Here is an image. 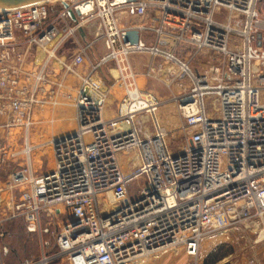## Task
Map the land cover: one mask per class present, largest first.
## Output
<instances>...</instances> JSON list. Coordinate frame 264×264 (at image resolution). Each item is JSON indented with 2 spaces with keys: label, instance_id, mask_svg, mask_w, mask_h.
I'll return each mask as SVG.
<instances>
[{
  "label": "built area",
  "instance_id": "1",
  "mask_svg": "<svg viewBox=\"0 0 264 264\" xmlns=\"http://www.w3.org/2000/svg\"><path fill=\"white\" fill-rule=\"evenodd\" d=\"M258 2L40 0L0 9V169L13 165L0 182V264L9 254L2 227L13 220L40 235L59 227L54 254L20 264L59 257L67 264H144L179 251L202 264L204 239H227L240 227L264 236V11ZM223 11L226 20H216ZM121 15L149 20L124 26ZM128 29L138 30L136 44L124 40ZM99 39L104 52L93 63ZM201 50L222 62L210 72L193 71L189 63ZM134 53L170 64L180 89L171 100L184 133L175 152L159 116L162 99L137 85L128 61ZM108 62L114 67L104 86L97 71ZM152 70L150 63L146 75ZM115 84L122 93L106 118ZM68 104L75 128L50 140L53 165L37 171L29 142L36 117ZM142 117L149 123L143 129L136 124ZM131 153L133 168L126 172L120 154ZM138 179L131 198L129 186Z\"/></svg>",
  "mask_w": 264,
  "mask_h": 264
},
{
  "label": "rangeland",
  "instance_id": "2",
  "mask_svg": "<svg viewBox=\"0 0 264 264\" xmlns=\"http://www.w3.org/2000/svg\"><path fill=\"white\" fill-rule=\"evenodd\" d=\"M257 8L264 11V0H259ZM228 13L223 11L218 13L214 18L216 20H223L227 18ZM149 17L138 18L131 16H120L119 21L124 26H134L140 22H147ZM234 24L231 22V25ZM238 25V23H237ZM145 41L152 40V35L149 33H142ZM231 36H235L231 33ZM104 47L101 39L93 44L92 62L98 61ZM177 55L184 57L185 52L177 50ZM129 64L136 72L137 85L144 91H151L156 96L162 99L163 104L159 109V116L163 126L168 131L167 142L169 148L175 152L183 143L184 133L180 128L183 123L181 116L178 113L177 104L171 100L172 95L179 92V87L176 82L172 80V73L169 70L170 64L164 63L160 59H152L148 53H134L128 57ZM222 62V58L215 53L207 50H201L195 53L190 61V68L197 72H210L212 66L218 65ZM152 64L153 70L151 75H146L149 64ZM114 67L112 62L101 65L97 71V76L102 78L104 86L111 84V77L108 74V69ZM105 107V111L113 115L115 111L116 100L121 96L122 89L115 84L111 89ZM262 99L264 101V90L262 91ZM209 108V107H208ZM72 113V115H71ZM43 117H36V122L31 128L29 142L34 145L30 157L33 168L37 171L48 170L52 167V148L50 140L63 135L62 127L73 130L75 123L73 121L74 110L68 104L57 107L55 110H45L41 114ZM42 118V119H41ZM53 123H48L49 119H53ZM48 121V122H47ZM136 124L144 128L149 126L145 117L137 118ZM1 136V134H0ZM14 140V138H12ZM22 139L18 141V145H22ZM20 156V155H19ZM128 156H130L128 160ZM120 161L124 171H130L133 166L132 153L129 155L120 154ZM12 164H6L0 169V182L4 181L11 171ZM141 184V179L134 180L130 186V197L135 198L137 195V187ZM59 227L56 224L50 226V232L42 233H27L23 223L20 220H15L3 225L2 230L7 234L5 243L9 247V254L3 259L4 264H20L25 258H38L42 252L47 255L54 254L57 250L55 245V233ZM227 239H219L213 241L212 239H204L201 244L200 254L198 255L199 262L205 264H248L249 259L254 258L256 264H264V236L259 237L257 233H252L249 229L240 227L238 230H232ZM264 235V233H263ZM46 241V244L43 242ZM49 264H67L65 258L53 259ZM144 264H193V259L186 256L182 251L177 254L168 252L157 257H149Z\"/></svg>",
  "mask_w": 264,
  "mask_h": 264
},
{
  "label": "water",
  "instance_id": "3",
  "mask_svg": "<svg viewBox=\"0 0 264 264\" xmlns=\"http://www.w3.org/2000/svg\"><path fill=\"white\" fill-rule=\"evenodd\" d=\"M40 0H0V9L11 8L26 5ZM64 7H67V3L62 1ZM69 15L74 18L72 11L69 10ZM139 33L137 29H128L125 33L124 40L128 41L130 44H136L138 42ZM190 99H183L181 103H185Z\"/></svg>",
  "mask_w": 264,
  "mask_h": 264
},
{
  "label": "crops",
  "instance_id": "4",
  "mask_svg": "<svg viewBox=\"0 0 264 264\" xmlns=\"http://www.w3.org/2000/svg\"><path fill=\"white\" fill-rule=\"evenodd\" d=\"M91 56H93V54H92ZM91 59H92V57H91ZM72 80H73V79H72ZM104 114H105V117H106V118H110V117L113 116L111 113H109V112H107V111H105ZM113 114H114V113H113ZM71 115H72V113H71ZM70 131H72V130L67 129V128H65V127H64V128L62 127V132H63V134H66V133H68V132H70ZM6 257H7V256H6Z\"/></svg>",
  "mask_w": 264,
  "mask_h": 264
},
{
  "label": "bare ground",
  "instance_id": "5",
  "mask_svg": "<svg viewBox=\"0 0 264 264\" xmlns=\"http://www.w3.org/2000/svg\"><path fill=\"white\" fill-rule=\"evenodd\" d=\"M50 2L58 1V0H49Z\"/></svg>",
  "mask_w": 264,
  "mask_h": 264
},
{
  "label": "trees",
  "instance_id": "6",
  "mask_svg": "<svg viewBox=\"0 0 264 264\" xmlns=\"http://www.w3.org/2000/svg\"><path fill=\"white\" fill-rule=\"evenodd\" d=\"M13 221H15V220H13ZM10 222H12V221H10ZM10 222H8V223H10ZM205 264H208V263L206 262Z\"/></svg>",
  "mask_w": 264,
  "mask_h": 264
}]
</instances>
